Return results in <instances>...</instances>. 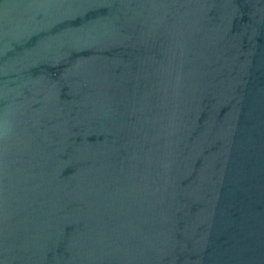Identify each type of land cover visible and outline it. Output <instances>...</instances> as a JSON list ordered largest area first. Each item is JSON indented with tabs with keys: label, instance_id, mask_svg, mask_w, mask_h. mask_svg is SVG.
<instances>
[{
	"label": "water",
	"instance_id": "obj_1",
	"mask_svg": "<svg viewBox=\"0 0 264 264\" xmlns=\"http://www.w3.org/2000/svg\"><path fill=\"white\" fill-rule=\"evenodd\" d=\"M0 264H264V0H0Z\"/></svg>",
	"mask_w": 264,
	"mask_h": 264
}]
</instances>
